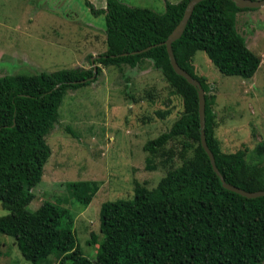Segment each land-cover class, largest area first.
Masks as SVG:
<instances>
[{
	"label": "trees",
	"instance_id": "16d2710c",
	"mask_svg": "<svg viewBox=\"0 0 264 264\" xmlns=\"http://www.w3.org/2000/svg\"><path fill=\"white\" fill-rule=\"evenodd\" d=\"M188 1L164 0L161 13L120 0H105L101 8L85 1L92 14L105 18L107 48L93 60L96 76L100 65L134 68L151 59L182 96L184 107L167 131L143 145L149 153L147 169L156 168L153 161L159 156H165L163 166L175 155L181 164L167 166L154 187L137 184L132 198L101 204L99 235L92 234L88 241L96 246L93 258L79 247L69 209L49 201L29 208L32 188L41 181L50 156L45 137L58 123L63 95L96 80L89 79L93 66L0 76V203L7 210L0 216V234L13 237L32 264H41L50 255L58 257L56 264H260L264 258V195L249 198L222 185L200 142L197 89L175 73L163 44ZM248 9L254 8L237 7L231 0L200 1L181 36L172 42V50L179 66L204 89L206 143L223 179L256 191L264 189V142L254 147L252 162L245 149H220L214 136L211 86L191 64L195 52L202 50L221 73L250 79L261 60L235 22L236 13ZM178 138L182 151L167 147ZM69 185L75 195L87 198V191L98 187L86 181Z\"/></svg>",
	"mask_w": 264,
	"mask_h": 264
},
{
	"label": "rangeland",
	"instance_id": "374dc122",
	"mask_svg": "<svg viewBox=\"0 0 264 264\" xmlns=\"http://www.w3.org/2000/svg\"><path fill=\"white\" fill-rule=\"evenodd\" d=\"M85 1L0 0V76L95 65L91 59L107 48L105 18L92 14ZM89 1L95 8L105 6V0ZM120 1L164 11V0ZM235 17L237 30L261 60L254 75L242 79L223 74L202 50L195 52L191 64L211 86L214 136L220 149H245L247 161L252 162L254 147L264 142V6L238 11ZM100 66L96 80L63 95L58 123L45 137L50 156L29 204L36 209L49 201L69 209L79 247L91 258L96 246L88 241L92 234L99 235L101 204L132 198L137 184L152 188L167 166L181 164L175 155L163 166L165 156H159L153 161L156 168L149 170V153L143 145L167 131L184 109L182 96L151 59L134 68ZM167 147L179 152L180 139L169 141ZM73 181L96 182L98 187L87 191L89 198L77 196L69 185ZM6 213L0 203V216ZM0 251V264H32L11 236L0 234ZM57 261V256L50 255L41 264Z\"/></svg>",
	"mask_w": 264,
	"mask_h": 264
},
{
	"label": "water",
	"instance_id": "95a60500",
	"mask_svg": "<svg viewBox=\"0 0 264 264\" xmlns=\"http://www.w3.org/2000/svg\"><path fill=\"white\" fill-rule=\"evenodd\" d=\"M200 1H202V0H189L188 1V3L185 6V9H184V12H183L181 19L179 20V22L177 23L175 28L172 30V32L168 35V37L163 42V44L166 46V51H167V54H168V57L170 60V64H171L173 70L175 71V73L184 77L190 84H192L197 89L198 114H199V124H200V142H201L202 147L204 148L205 152L207 153V155L209 157V160H210V163H211V166H212L214 172L220 178L222 185L229 190H232L236 193H239V194L246 196V197H249V198L261 196V195H264V189L263 190H256V191H246L240 187H237L235 185L227 183L223 179V176L221 175V173L219 172L218 168L215 165L214 155L206 143V138H205V133H204V127H205V112H204V110H205V97H204L205 92H204V89L202 88L200 82L197 79L193 78L186 70H184L182 67L179 66V64L177 63V61L174 57V54H173L172 42L181 36V34H182V32L186 26V23L192 14L194 6L197 3H199ZM231 1H233L234 4L240 8H257V7L264 6V0H231ZM150 47L151 46H148L144 49L137 50V51H134L132 53L144 52V51L148 50ZM123 54H127V53H123ZM93 60H94V58L91 59L92 63H93ZM96 74H97V67L95 65H93V74L89 77V79H94ZM260 264H264V258L262 259Z\"/></svg>",
	"mask_w": 264,
	"mask_h": 264
}]
</instances>
